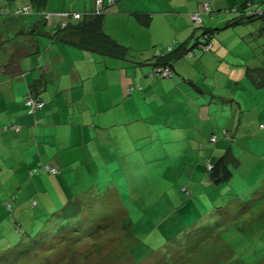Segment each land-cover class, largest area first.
<instances>
[{
  "label": "crops",
  "instance_id": "crops-1",
  "mask_svg": "<svg viewBox=\"0 0 264 264\" xmlns=\"http://www.w3.org/2000/svg\"><path fill=\"white\" fill-rule=\"evenodd\" d=\"M103 1L106 6L103 30L127 49L123 59L64 45L48 32L44 36L29 33L23 37L32 31L36 17L2 19L6 27L4 37L21 40L17 47L23 57L14 69L0 70V199L8 197L10 189L15 190L14 197L23 190V194L49 206L52 198L70 197V189L82 188L80 182L85 174L82 167L105 164L111 167L114 157L128 154L132 143L144 151V146L155 141V137L160 155L153 160L161 161L171 153L172 146L177 151L183 147L205 152L211 161L231 148L236 159L234 169L253 171L254 182L258 180L255 174L264 171V86L250 87L244 81L247 67L259 66L264 59L261 50L252 47V44L263 46L262 23H244L224 30L214 48L217 55L206 54L197 62L178 59L172 79L151 78L149 59L152 60L154 51H165L174 41L181 50L193 45L196 32L190 15L200 13L202 4L212 6L219 19L214 26L222 29L235 18L222 15L225 10H241L249 1L264 5V0ZM94 3L95 0H50L46 10L92 12ZM18 6L21 5L14 3L10 9ZM203 22L213 25L208 16H203ZM258 33H262L263 39L251 44L250 38L247 51L243 41H248L249 34ZM37 80L45 84L39 95L47 105L36 116H29L23 101L29 93L27 86ZM244 105L245 110L254 108L252 117H242ZM256 106L261 109L255 110ZM218 107L225 121L229 118L225 116L229 113L227 109L231 108L235 125L222 126L223 123L216 122L212 110ZM162 113L178 126H166L155 118ZM189 114L195 115L192 125L186 121ZM238 115L242 122L239 128ZM11 125L21 126V131L2 130ZM156 125L160 127L155 129ZM164 126L172 143L170 150H167L170 143L163 142ZM214 126L225 129L232 137L229 140L225 135L223 138L217 135L218 141L214 143L217 150L205 147L203 140ZM157 130L160 133L155 135ZM221 139L224 141L220 143ZM39 164L52 165L66 175L62 178L41 174L30 178L29 171ZM193 180L198 179L191 178L186 188L190 193V185L199 187Z\"/></svg>",
  "mask_w": 264,
  "mask_h": 264
},
{
  "label": "rangeland",
  "instance_id": "rangeland-1",
  "mask_svg": "<svg viewBox=\"0 0 264 264\" xmlns=\"http://www.w3.org/2000/svg\"><path fill=\"white\" fill-rule=\"evenodd\" d=\"M15 2L23 4L26 0ZM6 4L11 5L13 2ZM222 15L233 17L225 13ZM218 21L215 15L213 24ZM222 32L224 30L219 34ZM243 43L248 51L249 43ZM245 109L244 105L242 117H252L254 108ZM259 109L261 108L255 107V110ZM176 111L182 115L186 114L182 110ZM216 111L212 110L218 119L216 122L226 126L227 121L222 120V116ZM228 115L229 113L225 114ZM188 117L186 121L192 125L195 115L189 114ZM155 118L166 126H178L163 113ZM239 121L241 122V118L238 115L236 126ZM159 127L156 125L155 129ZM164 130L162 137L163 142H166L169 140L167 127L164 126ZM210 132L224 137L220 126H214ZM159 133L158 130L155 131V135ZM212 133L208 131L205 134V147H214L217 150L216 145L208 141ZM156 141L157 137L155 141L144 146L142 153H131L128 161L123 157V165L115 171L106 170L102 173L107 182L101 183L99 189L95 190L94 197L103 198L104 203L91 204L88 199L82 206L68 210V216L58 213L56 218H52L42 212L48 204L38 201L39 207H25L24 215L19 208L15 209L13 222L2 207L4 211L0 210V264H62L65 261L72 264L75 261L74 248L77 247L73 244L77 245L79 241L80 244L83 242L84 246L75 254L74 264H264V175L254 183L248 175L253 177L254 172L242 168L234 169V177L217 188H208L205 192L200 186L190 185V197L182 192L181 187L188 188L193 176L198 179L197 182L193 180L196 186L204 179L205 152L198 155V150L192 152L191 149L181 147L177 151L176 147L174 155L182 158L163 156L161 163L153 160L155 155H160L155 148ZM223 141L224 139H221L220 143ZM178 144L182 145L181 142ZM170 147L171 143L167 150H170ZM173 162L177 164L175 168L180 171L188 167V162L194 171L192 174L185 173L181 176L172 168ZM154 164H157L155 169L151 168ZM141 169L147 172L143 173ZM140 174L143 175L142 178L139 177ZM9 193L8 197L5 195L3 198L10 199L13 192ZM113 197L117 199L114 201L115 205L112 203ZM80 198L76 201L81 202ZM71 215L74 219H64ZM47 218L48 221L45 222ZM215 218L223 220L219 230V224H213ZM98 220L107 221L108 227L102 230L98 228ZM129 220L132 223L130 228ZM18 222L22 234L14 228ZM63 224L71 228L76 227L77 231H67L66 235L76 241L66 247L71 250L64 252L60 263L56 254L63 252V248L58 247L56 251L47 246L55 238L57 228L61 225L64 227ZM227 227L232 229L223 231ZM207 228L209 230L205 240L197 241L198 236L202 239V234ZM213 231L215 233H212ZM17 236L23 237L20 242ZM189 241L194 243L189 245Z\"/></svg>",
  "mask_w": 264,
  "mask_h": 264
},
{
  "label": "trees",
  "instance_id": "trees-1",
  "mask_svg": "<svg viewBox=\"0 0 264 264\" xmlns=\"http://www.w3.org/2000/svg\"><path fill=\"white\" fill-rule=\"evenodd\" d=\"M16 0H0V70L2 71H10L11 69H14L16 67V64L20 61V59L23 57L22 54H20L19 49L20 47H17L18 42L20 43L21 40H18L15 37H10V36H5V29L6 27L4 24L2 25L1 21L4 18H10L12 20L14 19H21L25 17H36V22L34 23L32 31H28V33H24L23 37L28 35L29 33H32L33 35L36 36H44L46 32L49 33L50 37L53 38L57 42H61L64 45H68L71 47H75L77 49L83 50V51H89V52H94L103 56H109V57H114L118 59H123L127 55V49L123 46H121L119 43H117L113 38H111L109 35H107L104 30H103V15L106 10V6L104 5L103 0H95L94 3V10L92 12H47L46 8L50 0H26V3L19 4L21 6H18L14 8L13 10L10 9L11 5L6 4V2L13 4ZM100 2V4H98ZM110 2V1H109ZM113 1L110 2V4ZM206 3L202 4L201 7V12L200 13H195L190 15V20L192 23V26L195 30V39L192 44H189L188 46L184 47L182 50V47H178V42L174 41L172 42L166 49L165 51H160L156 50L153 52L152 60L149 59V64L152 67V72H151V78L154 79H160V80H165V79H172L175 75L174 71V64L177 62L178 59H184L188 61H193L197 62L200 60V58L206 54L210 55H217L215 51V45L216 41L219 40V32L221 30H226L228 28L241 25L244 23H255L260 21L262 23V27L260 29L261 32L264 31V5H259L256 3H253L252 1L247 2L241 10L238 9H227L224 11L226 15H233L235 16L234 19L228 21L226 25L220 29L217 26H208L205 25L203 22V16H208L210 20L213 22L215 19L216 13L212 10V6L209 4V11L204 7ZM197 15L199 18L198 22H194L192 20V17ZM78 17V18H77ZM43 20L46 21V26H42L40 22ZM251 38V44L257 41L259 42L260 39H263L262 33H258L256 35H248L246 38L249 42ZM23 39V38H22ZM249 43V45H251ZM178 47V48H177ZM252 47L255 49L259 48L261 51L260 53L261 56L264 57V43L263 46H256L255 44H252ZM14 52V53H13ZM159 53L157 55L156 53ZM259 53V54H260ZM22 56V57H21ZM169 70L170 75L164 76L161 73V70ZM154 70H158V73L154 74ZM154 74V75H153ZM245 78L248 85L247 86H255V87H263L264 86V59L261 60V63H259V66L256 67H247V71L245 74ZM45 86L44 82L42 80H37L34 81L32 84L28 85L27 88L29 90V93L24 97V106H25V112L29 116H36L37 113L43 111V109L46 107L47 102L45 99L40 97L39 93L42 90V88ZM29 100H35L43 103L42 108H38L35 106L34 108L31 107V105L28 104ZM224 104H230L231 103H223ZM222 111L220 107H218L217 111ZM225 109L223 108V111ZM229 111V118L225 117L227 119V126H232L233 124L235 125V118L234 114H232L231 108L228 107L227 109ZM216 111V112H217ZM220 114V112H219ZM239 125L236 127H240L242 122H238ZM3 131H12L15 133H19L21 131V126L18 125H11V126H6L2 129ZM224 135L226 138L229 140L232 139L230 135H228V131L223 129ZM217 138V140H215ZM208 141L211 144H214L218 141V136L212 135L208 139ZM166 142H170L167 140ZM171 143V142H170ZM134 143H132L133 145ZM172 144V143H171ZM134 146V145H133ZM131 147L129 153H124L121 154L120 157H114L113 159V165L111 167H106L107 165H101L97 166L94 168H87V167H82L85 170V174L82 175L83 180L80 182L82 184V188L78 190H71L69 192L70 197L66 198H59L57 199H50L51 204L49 202V208H45L42 212L44 214H48V216L51 215L52 218H56L57 214L60 213V215H67L68 210H73L75 207H80L82 206L83 202L88 201L92 204L94 202H97L99 205L101 202L104 203L103 198L99 196H95V190H98L99 187L101 186V183L107 182V179L105 178L104 175H102L103 172L106 170L108 171H115L118 169L119 166L123 165L124 159L128 161L130 158L131 153H142L141 149H136L135 147ZM172 146V145H171ZM174 146L171 147L172 152L167 153L165 156L166 157H172L174 158H182L180 156L174 155ZM211 149H214V147H211ZM198 155L202 154V152H197ZM196 155V154H195ZM175 159V160H176ZM210 159L207 157L204 158L203 165L205 167V176L202 181H200L199 185L202 190L205 192L207 191L208 188L214 189L217 188L218 186L228 183L233 177H234V167H235V158L233 155V152L231 148L227 149L220 157H216L214 161L208 160ZM162 163V160L160 161ZM160 163V165H161ZM178 163V161H177ZM188 164V167L186 169H183V171H180L176 169L175 163L173 162L174 166L172 167L175 172H177L179 175L183 176L185 173L192 174L191 170L192 168L190 167V163L186 162ZM154 168V167H151ZM156 168V167H155ZM154 168V169H155ZM101 169V170H100ZM254 169V167H253ZM143 173H146V170L141 169ZM253 172V171H251ZM41 174H45L48 176L52 177H62L64 178L66 175L65 171H62L59 168H56L52 165L49 164H39L36 166L34 169L29 171L28 175L30 178L34 176H38ZM254 174V173H253ZM250 175V174H248ZM264 175V171L256 173L255 176H257V179L255 182H258L260 178ZM98 177V178H96ZM140 178L143 177L142 174L139 175ZM252 181H254V176H249ZM254 182V183H255ZM23 183V181H21ZM98 184V185H97ZM77 188H80L78 185ZM182 192L188 194L191 197V194H189V191L186 190L185 187H181ZM10 192H15V190H9ZM23 190L19 191L16 196L12 194V197L10 199H4L3 197L0 199V210L5 209L6 213L8 214L9 218L11 217V222L14 221L13 216H15V209H20L22 211L21 213L24 215L26 214V209L25 207H39V204L37 203L38 201H42L40 199H36V197H30V195L23 194ZM203 191V194H204ZM53 195V194H52ZM85 195V196H84ZM21 197V198H20ZM79 197H81V202L76 201ZM117 200L115 197L112 199V203L115 205L114 201ZM14 204H16L14 206ZM121 209L126 214V211L120 204ZM4 209H3V208ZM221 207V206H220ZM224 208V207H222ZM14 209V210H13ZM178 209V208H177ZM224 209H228L225 207ZM218 210V209H217ZM19 211V210H18ZM74 215V214H73ZM73 215L69 216L68 218H64L67 220H72L74 219ZM168 217L170 216L169 214H166ZM75 216V215H74ZM128 216V215H127ZM167 217V218H168ZM16 221V220H15ZM48 221V218L45 220V222ZM17 222V221H16ZM222 222V223H220ZM58 223V220H57ZM55 224V226L57 225ZM96 223H100L98 228L106 229L109 225L107 221H102L98 220ZM213 224H219L217 230H219L221 225L223 224V220L221 221L220 219L216 218L214 219ZM212 224V225H213ZM132 225L131 221L129 220L128 223V228H130ZM211 225V226H212ZM57 228L58 231L54 234L55 238L58 239L56 241L55 238L52 239V243L49 242L47 248L53 249L57 251L58 247L63 248V252H59L56 254L57 258L60 260L63 258L64 252L67 250L70 252V248H66L67 246L71 245V243L75 242L76 240L71 238L68 234L66 235L67 231L70 230L71 232H76L77 229L76 227L71 228L70 226H66L63 224ZM75 226V225H74ZM15 230L20 234V224L19 222L16 223L14 226ZM69 228V229H68ZM209 228V227H208ZM205 229L203 234H202V239H200V236L196 238L197 241L199 240H205L206 236H208V230ZM123 229V227H122ZM232 229L231 227H227L223 231H227ZM64 232V233H63ZM212 233H215L213 231ZM22 234V233H21ZM75 235V234H74ZM73 235V236H74ZM21 236V235H20ZM54 237V236H53ZM23 237H18L19 242L22 240ZM191 245L194 242L189 241ZM179 244V243H178ZM76 251L73 253V257L75 261L72 263L74 264L76 262V253H78L80 248L84 246V243L80 244V241L76 245L75 243ZM180 246V245H179ZM178 248V247H176ZM66 251V253H67ZM168 254V252H167ZM69 256V255H68ZM67 256V258H68ZM62 264H71L68 261H65Z\"/></svg>",
  "mask_w": 264,
  "mask_h": 264
},
{
  "label": "built area",
  "instance_id": "built-area-1",
  "mask_svg": "<svg viewBox=\"0 0 264 264\" xmlns=\"http://www.w3.org/2000/svg\"><path fill=\"white\" fill-rule=\"evenodd\" d=\"M98 4H100V2H99ZM204 7L209 11V4L206 3V4L204 5ZM77 18H78V17H77ZM192 20H193L194 22H198V21H199V18H198L197 15H195V16L192 17ZM156 54L159 55L158 52H157ZM157 71H158V70H156V71L154 70V74H155V73H158ZM161 73H162L164 76H168V75H170V72H169V70H167V69L164 70V71L161 70ZM154 74H153V75H154ZM28 104L31 105L32 108H34L35 106H37L38 108H42V107H43V103H42V102L35 101V100H29V101H28ZM215 140H217V138H216Z\"/></svg>",
  "mask_w": 264,
  "mask_h": 264
},
{
  "label": "water",
  "instance_id": "water-1",
  "mask_svg": "<svg viewBox=\"0 0 264 264\" xmlns=\"http://www.w3.org/2000/svg\"><path fill=\"white\" fill-rule=\"evenodd\" d=\"M40 24H41L42 26H45V25H46V21L43 20L42 22H40Z\"/></svg>",
  "mask_w": 264,
  "mask_h": 264
},
{
  "label": "clouds",
  "instance_id": "clouds-1",
  "mask_svg": "<svg viewBox=\"0 0 264 264\" xmlns=\"http://www.w3.org/2000/svg\"><path fill=\"white\" fill-rule=\"evenodd\" d=\"M262 128H264V126H262Z\"/></svg>",
  "mask_w": 264,
  "mask_h": 264
},
{
  "label": "snow or ice",
  "instance_id": "snow-or-ice-1",
  "mask_svg": "<svg viewBox=\"0 0 264 264\" xmlns=\"http://www.w3.org/2000/svg\"><path fill=\"white\" fill-rule=\"evenodd\" d=\"M210 211H211V209H210Z\"/></svg>",
  "mask_w": 264,
  "mask_h": 264
}]
</instances>
